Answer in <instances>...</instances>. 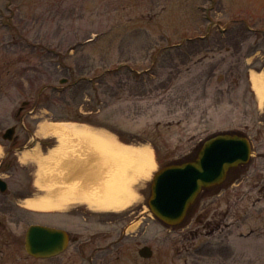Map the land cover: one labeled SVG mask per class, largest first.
I'll list each match as a JSON object with an SVG mask.
<instances>
[{"label": "rangeland", "instance_id": "rangeland-1", "mask_svg": "<svg viewBox=\"0 0 264 264\" xmlns=\"http://www.w3.org/2000/svg\"><path fill=\"white\" fill-rule=\"evenodd\" d=\"M260 30L264 0H0V136L14 125L17 138V162L0 172V264H264ZM119 61L148 70L143 82L125 69L74 82ZM220 132L246 135L249 161L202 190L181 226L154 218L159 164L191 159ZM34 223L67 231L66 250L30 257Z\"/></svg>", "mask_w": 264, "mask_h": 264}, {"label": "water", "instance_id": "water-1", "mask_svg": "<svg viewBox=\"0 0 264 264\" xmlns=\"http://www.w3.org/2000/svg\"><path fill=\"white\" fill-rule=\"evenodd\" d=\"M14 131L13 126L7 128L2 138L11 140ZM250 154L251 144L246 136L231 133L209 136L195 159L162 166L153 174L147 201L151 214L166 225L179 224L203 188L222 183L231 168L249 161ZM6 189L7 183L0 178V192ZM68 241V234L62 229L31 224L25 232L24 247L34 258H49L63 252ZM139 255L150 257L151 250L145 246Z\"/></svg>", "mask_w": 264, "mask_h": 264}, {"label": "trees", "instance_id": "trees-1", "mask_svg": "<svg viewBox=\"0 0 264 264\" xmlns=\"http://www.w3.org/2000/svg\"><path fill=\"white\" fill-rule=\"evenodd\" d=\"M244 24V26L246 27V29L248 30L249 29V25L248 24H245V23H243ZM249 31V30H248ZM260 32H264L263 30H260V31H257V33L259 34ZM162 37L165 39V35L164 34H162ZM185 40H187V41H189V42H193V41H196V39L194 40V38H188V37H184L183 39H182V41H185ZM176 48H178V49H180L181 48V44L180 43H177V44H174V45H168V46H163V47H161V49L158 51L159 53H161V52H167V51H172V50H174V49H176ZM55 56H57V57H59V55H56V54H54ZM186 57V56H185ZM62 64V66H65V64H64V62H63V57H61L60 58V60H59ZM128 66H126V65H123V64H120V65H118V66H116V67H114V68H110V67H107V66H103V68L99 71V74H98V77L99 78H97L96 80H94V83L95 82H97L98 80H100L101 79V81H107V79L105 78V77H110L111 75H113V74H115V73H118V72H121L122 70H126V71H129L130 73L132 72H134V80L136 81V82H143V78L142 77H140V75H137L136 73H135V71L133 70V69H131L130 67L129 68H127ZM89 81V80H88ZM87 81V78H78V79H75L74 80V82H76V83H81V82H88ZM143 91L145 92V90L143 89ZM145 94V93H144ZM0 142L1 143H3L4 144V142L3 141H1L0 140ZM45 143V145L48 143V142H44ZM14 152H13V150H12V148L11 147H8L7 148V155H6V157H5V159L3 160V162L1 163V165H0V169L1 170H6V166H7V164L6 163H10L11 162V160L12 159H14ZM5 194H0V196H4ZM178 226H181V225H178ZM177 226V227H178Z\"/></svg>", "mask_w": 264, "mask_h": 264}, {"label": "bare ground", "instance_id": "bare-ground-1", "mask_svg": "<svg viewBox=\"0 0 264 264\" xmlns=\"http://www.w3.org/2000/svg\"><path fill=\"white\" fill-rule=\"evenodd\" d=\"M252 79H253L254 84L257 83L260 80L264 82V74H261V75L252 74ZM257 91H258V93L260 95L262 89L257 90ZM259 98H260V96H259ZM261 99H262V97H261ZM24 207L25 208H28V209L29 208L31 209L32 208V205L29 202H24Z\"/></svg>", "mask_w": 264, "mask_h": 264}]
</instances>
